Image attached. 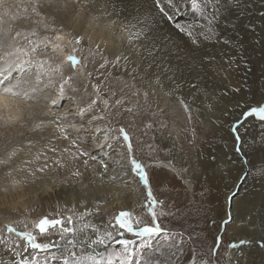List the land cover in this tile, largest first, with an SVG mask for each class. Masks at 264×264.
Instances as JSON below:
<instances>
[{
    "label": "snow or ice",
    "instance_id": "obj_1",
    "mask_svg": "<svg viewBox=\"0 0 264 264\" xmlns=\"http://www.w3.org/2000/svg\"><path fill=\"white\" fill-rule=\"evenodd\" d=\"M4 3L5 0H0V5H4ZM118 3L123 7L118 8L117 2L114 0H104L103 14L111 15L107 11L109 7L113 13H128L131 19L128 20L125 27L129 31V43L134 41L138 43L130 53H121L114 60L104 57L97 69L99 75L103 76V70L109 66L130 73L132 80L139 84L141 89H144L143 96L146 102L149 96H158L161 93L163 96L169 97L176 95L188 119H191L190 102L185 100L184 95L177 94L187 87L189 95L193 99L198 93H203L205 99H208L210 94L201 85L208 80L209 71L213 75H219L221 72H228L233 66H238L236 56L226 52L212 51L207 48V44L212 43L214 47L216 44L233 46L237 43L231 38L222 36L219 28L223 26L224 30H227L228 17L224 14L232 12L233 9H240V0H151L150 4L149 0H118ZM29 4L31 14L38 18L37 26L56 34L54 38L48 35L41 38L36 30L29 33L15 30L8 26L5 17L17 20L20 8H17L16 13H11L10 7H4L3 11H0V50H2V54H0V92L3 93V96H0V105L20 112V105L14 104L8 99L12 97L14 100L32 101L43 111L45 108H60L66 101L67 106L64 111L59 114L48 112L45 115L54 117L48 123L59 129L60 137L58 139L70 140L69 145L62 149L51 147L50 151L53 153V157L49 158L51 163L49 164L45 160L38 168L31 171V177L34 180H43L47 176L52 184L50 192L60 185L66 189H75L76 184H79L83 190H87L91 185L95 190L110 187L117 182L122 186H128L138 179L146 190V199L142 207L150 216L151 223L136 216L131 210L118 212L109 219L107 224L103 222L97 224L90 219L86 220V217L101 214L99 205L106 202L107 195L111 194L104 193L101 199L96 201L97 206L94 209H85L83 212L73 211L72 215L62 218L44 216L34 223L39 235L50 237L58 234V242H39L37 235L28 230L27 224L23 231L8 224L7 232L14 233L25 243L21 251L19 250V240L0 235V245H3L10 253L8 259L0 257V264H55L57 261L60 264H179V259L184 255V233L172 232L161 226L160 217L166 214L162 210L165 202L158 199L153 191V184L162 183V179L154 172L150 176L149 166L135 155L133 137L126 128L123 125L118 129L112 126L113 119L119 122L124 118L123 112L133 116L138 114L136 109L140 111L145 109L137 104L134 107L124 108L123 112L113 111L114 108L122 107L125 101L118 99L110 105L109 99L103 98L106 91L102 83L91 84L94 92L89 94L88 83L91 81L93 73L86 70L87 63L91 62L96 55L103 57L100 44L92 45L91 37L86 38L84 35H73L72 31H64V27L66 25L70 27L73 20H82L85 12L95 7V0H29ZM72 4L79 6L72 8L70 6ZM22 7L23 13L29 14V7ZM153 9L171 25L175 35L181 37L180 43L176 42L173 34L154 27L158 22L154 19ZM185 9L198 14L204 22L199 24L196 22L180 23L181 15ZM91 19L96 20L98 17L93 16ZM57 20L60 22L59 29L55 26ZM112 23H116V21H112ZM248 28L254 31L255 25H249ZM30 37H36V39ZM17 38L26 40L28 47H18ZM85 43L89 44L88 56L77 55L83 50ZM254 43L260 42L255 41ZM68 47H71V51L64 56V51ZM239 47L242 48L243 45L240 44ZM41 48L45 52L50 49L53 55L63 56V59L53 66L50 58L43 60L34 55ZM68 67L71 68V72L65 75V70ZM193 80L197 82H192ZM166 82L169 85L167 89H165ZM103 83H107V80ZM77 85H83V95H77L81 91ZM125 86L127 87V85ZM192 89H195L196 92H191ZM231 91L240 93L241 89L237 87ZM140 94V89L132 92L133 96ZM227 95L228 93L225 91L220 94L219 98L216 96H211V98L216 104H219L221 99ZM86 97L90 100L89 103H84ZM231 100L236 108L242 107L240 100H236L234 97ZM153 103L157 104V110L151 112V115H162L164 109L159 107L157 101H153ZM98 105H102L103 108L98 110ZM207 107L211 110L213 105L208 104ZM224 111L227 114L226 108ZM248 118L258 119L262 125L260 136L250 141L248 147L249 153L256 161L260 162L261 166L258 171L264 177V104L249 107L242 113V119H238L231 127L236 141L235 151L241 156L245 165L250 164V159L241 151L239 128L243 120ZM19 119V115L14 119L10 116L4 122V126L7 128ZM160 124L161 127L167 128L164 121H160ZM44 126L45 122L40 120L32 130L42 129ZM151 127L152 123L146 124V128ZM114 132H118L119 135H113ZM28 144L31 146L32 141L29 140ZM87 145H91L92 150H86L85 146ZM16 154L15 149L10 153L11 156ZM113 154L117 158L113 161L110 171L109 164L104 162L102 157H111ZM36 160L39 161L40 156H37ZM212 161L215 162L216 158L212 157ZM90 162H96L99 164V168ZM25 163L31 165L32 161L29 160ZM169 166H171V162ZM252 167L255 168L256 164L253 163ZM60 169H66L75 179L65 178L60 181V185H57L52 177L57 176ZM180 171L190 173L192 177L199 179L196 175L198 171L196 166L191 169L182 168ZM37 172L40 173V176H37ZM205 173H207V167L201 175ZM247 175L246 172L245 177ZM85 177L88 179V184L83 182ZM206 178L211 180L214 177L209 175ZM17 183V181H13L14 185ZM185 183L190 184L191 180L185 181ZM238 188L239 186L236 191L231 192L229 200L238 194ZM7 191L8 189L5 188V192ZM201 195L203 196V193ZM80 199L85 202V197H80ZM72 207L75 209L76 205ZM231 223L232 216L229 212L227 218L221 221V227L225 228ZM249 224L252 226L253 232L259 229L264 233V214H261L260 225H256L254 220H250ZM161 237L163 240L153 247V240L160 241ZM192 239V236L186 238L190 245L189 251L192 252L188 264H220L216 257L222 245V234L215 236V245L209 249L212 259L201 258L197 261L195 248L191 246ZM117 245L120 246L119 250H113ZM242 245L249 248L256 247L264 251V234L253 239L234 241L229 247L239 250Z\"/></svg>",
    "mask_w": 264,
    "mask_h": 264
},
{
    "label": "rangeland",
    "instance_id": "obj_2",
    "mask_svg": "<svg viewBox=\"0 0 264 264\" xmlns=\"http://www.w3.org/2000/svg\"><path fill=\"white\" fill-rule=\"evenodd\" d=\"M149 3H151V0H149ZM240 3V9H233L232 12L224 14L228 17L227 30L225 31L223 26H220L219 28L222 36L231 38L237 43L233 46H223L222 44H216L217 48L220 49L219 52H226L229 55L236 56L238 66H233V68L228 72H221L219 75H213L211 71H209L208 73V76L211 75L210 77L215 78V80L217 81L216 84L218 90L217 94L214 96L219 98L220 94L225 91H227L228 95L227 97L221 99L219 104H216L212 98L203 99L204 106H207L208 104L217 105V114H214L216 116V120H218L217 125H205V121L199 116L197 110L198 108L191 103V101L188 99V96L185 93L178 94L184 95L185 100H188L190 102L191 114L199 120H202H200L202 125V132L199 133L198 138H196L197 140H195L194 142V145L189 148H187V146H183L185 147L184 152L193 151L195 148H198L199 151L201 150L200 153L202 155L200 157H193L190 160L191 163H184L186 166L190 164L191 168L193 166H196L198 168L196 175L199 177V179L192 177L191 174L190 176H183L182 173L176 172V179H179V181H176V185L175 183H172L170 186L171 188L163 189L166 193H171L172 191L177 190H179V193H182L181 190L185 189L186 196L184 197L182 202H187L185 203V205L178 207L174 201L168 200V198H166L167 195L165 197H160L159 194L156 196L158 199L164 200L165 202L162 210L166 214L160 217L161 226L172 232L184 233V255L182 258L179 259V264H188V261L191 259L192 256V252L189 251L190 245L186 240L188 236L193 237L191 241V246L195 248V255L197 261H199L201 258H213L209 249L210 247L215 245L214 238L218 234H222L223 236L222 245L216 257V259L220 261V264H229V260L231 259H234V262H230L231 264H261L262 261H264V251H261L256 247L249 248L246 245H242L239 250H234L229 247V245L234 241L238 242L240 239H253L254 237H258L261 234H264L259 229L253 232L252 226L249 224L250 220H254L256 225H260L261 214L264 213V177H262L258 171L261 165L260 162L256 161L253 156L248 152V142L260 136L262 131V125L258 119L256 120V118H248L249 120L246 119L247 121L243 120V123L239 128V131L241 133V151H244L243 153L249 156L250 159V164L246 166L243 163L241 156L235 151L236 143L233 142L234 136L231 132L232 125L238 119H242L243 112L247 111L249 107H255L260 104H264V15H262L264 14V0H240ZM22 6L29 7V15H25L23 13ZM4 7H10L11 13H16L17 8H20L19 13H17V15L19 16L18 19L21 18V20H19V23L26 22L27 18L29 19H27L28 22H31L32 19H38L34 14H31L29 0H5L4 5H0V11H3ZM196 15L199 16L198 14ZM159 18L160 20H164L160 15ZM200 18L203 19L202 17ZM158 24L159 23H157L156 26L164 32L163 23L159 25ZM249 25H255L254 31L249 30ZM31 39H36V37ZM174 39L181 42V38L175 37ZM21 41L22 40L19 41L18 47H24L22 45L23 42ZM255 41H259L260 43H254ZM25 43H27L26 40ZM240 44L243 45L242 48L239 47ZM253 46L255 47L254 51ZM88 47L89 44L85 43L83 45V50L81 52H78L77 55L85 57L88 56ZM48 52H51V50L49 49ZM48 52H45L44 49L41 48L34 55L39 57L40 59H43V57H46V55H48ZM108 53H110V51H108ZM104 57L111 60L110 56H107L106 54H103V57L101 55H96L93 59L94 63L96 62L99 66V64L103 62ZM62 59V56L57 55V60L55 63H52V65L54 66L56 63H59ZM217 59H220L219 56L217 57ZM221 64H223V61H221ZM224 67L227 66L224 65ZM70 72L71 68L68 67L65 70V75L70 74ZM103 72V76L99 75L98 71L97 73L94 72L91 81L88 83V93L92 94L94 92L93 88L91 87V84L102 83L106 91V95L103 98L109 99L110 105L114 104V101L118 99H123L125 101V104L122 107L114 108L113 111L119 110L123 112L124 108L134 107L137 104H140L142 108L145 109L144 111L136 109V112L138 114L133 116H130L127 112H123L124 118L121 119L119 122L113 119L112 126L118 129L121 125H123L133 138H135L137 132H142L141 137L138 138V141L140 143L138 142V146H136L135 151L141 149L140 151H142L144 154L143 157L141 156L140 159L143 162H145V160H147L148 162H152L156 157H158L157 154L159 149L156 148V153L154 150H152L151 147L147 146L148 143L146 141L147 139H150V141L155 140V147H161L156 137L159 133H157L156 131L160 130L164 134H166L165 136L163 134L165 138L172 137L179 140L178 134L170 130V128L172 130H176V127L171 126L165 129L160 128V121H163L164 115L171 113L170 111L172 110L160 106V108L164 109L163 114L152 116L151 112L157 110L156 103L152 102L151 97H149L146 102L143 96V92H141L139 98L132 95V92L136 91L137 88L134 85V81L132 80L130 73H126L121 69H115L111 66L103 70ZM232 76H235L236 80H233ZM105 80H107V83H103ZM237 80L239 82H236ZM192 82L197 81L193 80ZM204 84L205 82L202 84V86H204ZM125 85H127V87ZM166 85L169 87L167 82ZM77 87L81 89V91L78 92L77 95H83V85H77ZM237 87L241 89L240 93H233L231 89ZM112 93H115V95H112ZM69 94L71 95V93ZM233 97L236 100L241 101L242 107H235L234 102H232L231 100V98ZM175 101L177 103V106L175 105V109L184 111L182 105L179 102V99L176 98ZM253 101L255 102L253 103ZM89 102L90 100L86 97L84 103ZM64 103L66 104L67 102L65 101ZM65 104H63L60 108L51 107V111H64L63 106H65ZM149 105H151V108H149ZM102 108V105H98V110ZM225 108L228 110V114H225V111L223 110ZM225 116H227V118H225ZM46 119L48 120L49 116ZM227 121H231L229 132H226L225 129L221 131V126H223ZM148 122L152 123L151 128H146V124H148ZM249 124L252 125L250 126ZM218 125L220 126V128ZM216 126H218L217 129L215 128ZM43 129L45 128L40 129L38 133H43ZM113 135H119V133L114 132ZM44 136H46L49 140L50 146H45L44 151H42V153H40L39 155L41 156L42 163L47 160V162L50 164L51 159L49 158L53 157V153L50 151V148L57 147L58 150L62 149L69 145L70 140H63L62 138L58 139V137H60L59 130L45 129ZM38 140L39 138H36V140L32 141V143H37L36 141ZM181 144L183 145V143ZM150 145H153V143H150ZM85 147L86 149H88V146ZM44 153H46V155H44ZM164 154L165 156H167L169 154L168 150L164 149ZM233 155L236 156L234 157ZM212 157L216 158L215 162L212 161ZM224 157H226L227 160H232L234 158L232 161H236L237 163H230L225 160ZM9 158L10 157H7L6 159H4V161H8ZM161 159L165 162L164 158ZM170 162V167L176 169L172 161L167 160L165 163L169 164ZM253 163L256 164L255 168L252 167ZM242 165L245 166V169L241 168ZM69 167L71 168L72 165L70 164ZM206 167L207 173L201 175V173H204V169ZM213 169H215V172H213ZM249 169H251V171H249ZM246 172L248 173V175L245 177ZM209 175L213 176L214 178L211 180L207 179L206 176ZM54 178L57 181L65 178L75 179L70 175V173L66 169L58 170V175ZM189 180H191V183L186 184L185 181ZM40 181H46L48 183L50 182L48 177L46 176L43 180L38 179L32 184L38 186L40 184ZM178 182L179 184H177ZM236 186L240 187V198L236 202V204H233L232 206L230 205L231 201H229L227 194L231 189L235 188ZM201 193H203V196L201 195ZM191 202L193 204L189 206ZM175 208L181 209L176 210ZM229 212L231 213L233 219L237 218L238 220H240L241 223L243 222L242 224L240 223L236 225V227L238 228L228 230L227 226L225 228L221 227V221L226 219V215H228ZM13 213L8 214L9 216L6 215L5 217L0 218V235L12 238L15 234H10L7 232V225L11 224L13 227H16V225L22 223V221L27 218L26 216L33 215H27L25 213L16 212ZM66 215V212H64L59 206H57L55 208L52 207V209L46 214L42 215V217L48 216L49 218H62ZM33 220L35 219H32V223H36L39 221ZM212 221H215V223H212ZM34 234L37 235L39 242H56L57 240H59L58 234H54L50 237L41 236L39 235L38 230H34ZM17 239L20 242H23V240L18 237L13 240ZM177 239L180 238L177 237ZM162 240L163 237L160 238V241L153 240V247H155L157 243L161 242ZM2 247L3 245H0V248ZM119 248L120 246L117 245L116 248L113 250H119Z\"/></svg>",
    "mask_w": 264,
    "mask_h": 264
},
{
    "label": "bare ground",
    "instance_id": "obj_3",
    "mask_svg": "<svg viewBox=\"0 0 264 264\" xmlns=\"http://www.w3.org/2000/svg\"><path fill=\"white\" fill-rule=\"evenodd\" d=\"M114 2H117L118 8L123 7V5H119L118 0H114ZM103 4H104V0H95V7L87 10L82 20L79 21L73 20L70 27L66 25L64 27V31L65 32L72 31L73 35H84L86 38L91 37V44L95 45L96 43H99L103 54L110 56V59L114 60L115 57L117 55H120L121 53H125V52L130 53L132 49H134L137 46L138 42L134 41L131 44L129 43V31L125 27V25H127L128 20L131 19V16H129L128 13H124V12L113 13L111 7L107 9V11L111 13V15L105 16L103 14L104 12ZM70 6L72 8H76L79 5L72 4ZM153 11L155 13L154 19L159 24L163 23L164 32L173 34V38L175 37L181 38L179 35H175L174 30L171 28V25H169L165 20H160L159 14L155 12V9H153ZM74 15L75 13L73 12V16ZM93 16L98 17V19L92 20L91 17ZM27 19L26 22L19 23V20H21V18L17 20H11L9 19V17L7 16L5 17L8 26L14 28L15 30H19L24 33H29L32 30H36L39 33L40 37H43L44 35H48L54 38L56 33L52 31H45L39 28L36 24L37 19H34L35 22L33 19L31 20V22H28ZM159 20L162 22H160ZM112 21H116V23H112ZM189 22H196L197 24H199V23H203L204 21L203 19L200 18V16H197L191 10L185 9V11L181 15L180 23L185 24ZM49 23H52V21H49ZM59 23L60 22L58 20L55 22V26L57 29H59ZM133 23H135V21H133ZM156 25L157 24H155L154 27H157ZM20 40H22L21 42H23L22 45L25 48H27L28 44L25 43V40L23 38H17V46L19 45ZM176 42L180 43V41L177 40ZM207 48L215 52H219L220 50L219 48H217V45L213 47L212 43H208ZM70 51H71V47L66 48L64 51V56H66ZM108 51H110V53H108ZM0 54H2V50H0ZM49 58L51 59L52 63H55L57 60V55H53L51 52H48V55H46V57H43L44 60H47ZM97 69H98V64L96 62L94 63V60L87 63V69H86L87 71L92 72L94 74V72L97 73ZM210 76H208V80L205 81L204 86L201 85V87H205L207 89V92L210 94V98H211V96L217 94L218 88L216 84L217 81L215 80V78H212ZM232 78L233 80H236L235 76H232ZM13 82H15V80ZM236 82L239 81L237 80ZM134 85L136 86L137 89H140V92L144 91V89H141L140 85L135 83V81H134ZM167 88L168 86L165 84V89ZM191 92L195 93L196 90L192 89ZM181 93H185L188 96V99L191 101V103L198 108L197 110L199 116L201 117V119L205 121V125H209V124L217 125L218 120H216V116L214 115L217 114V110H216L217 105H213V108L210 110L207 106L203 105V99H205L204 94L198 93L195 95V98L193 99V97L189 95V89L187 87H185L178 94ZM0 96H3L2 92H0ZM136 97L139 98L140 95ZM149 97L152 98V102L157 101L159 107L161 106L172 110V111L169 110L171 113L164 115L163 121L167 124V127H171V126L176 127V130H172L171 128L170 130L178 134L179 140L172 137L165 138L164 136L166 134H164L160 130L156 131L157 133H159L156 136L158 140L157 139L156 140L159 141L161 147H155L154 145L155 140L150 141V139H147L146 142L148 143L147 145L148 147L150 143H153V145H151V148L155 152H156V148L159 149L157 154L158 157H156L152 162H148L147 160H145L144 163L149 166L150 176L154 172L157 173L162 179V183L153 184L154 195L157 196L159 194L160 197L163 196L165 197L167 195L168 197L166 196V198H168V200L174 201L178 207L183 206L187 202V201L182 202V200L186 196L185 189L181 190L182 193H179V190L172 191L171 193H166L164 192L163 189L171 188L170 186L172 183H175L176 185V181H179V179H176V175H177L176 172L182 173L183 176H190V173H184L181 172L180 170L182 168L191 169L190 164L186 166L184 163H189L191 158L200 157L202 155L200 153L201 150L199 151L198 148H195L193 151L184 152L186 146L187 148H189L194 145V142L195 140H197L196 138H198L199 133L202 132V125H201L202 120L200 119L201 120L200 121L192 114H191V119H188L185 111L175 109V105L177 106V103L175 101V99L177 98L176 95L169 97V96H163L161 93L158 96H149ZM8 99L12 103L20 105L21 111L17 112L15 109L6 108L3 105H0V218H3L6 215L11 214L13 212L25 213L27 215L33 214L31 216H26L27 218H25L22 221V223L16 225L15 228H17V230L19 231H23L25 230V224H27L28 230H31L34 233V230L36 229L34 227V223L31 222L32 219L38 221L42 217V215L50 211L52 207L55 208L59 206L61 210L66 212L67 214L66 216H68V215H72L73 211L83 212L85 209H94L97 206L96 201L98 199H101L102 194L111 193L110 195H107L106 202H103L99 205L101 208V214L94 215L92 217H86L85 218L86 220L90 219L92 222L97 224H100L102 222L104 224H107L109 219L111 217H114L116 214H118V212L124 210H131L134 212L136 216L141 217L142 219L150 223L151 218L147 215L146 210L143 209L142 207L143 202L146 199V190L143 187V185L139 183L138 179L131 182L128 186H122L119 184V182H117V184H113L110 187L97 188L95 190L92 189L91 185H89V188L87 190H83L81 189L79 184H76L75 189L72 188L66 189L63 185H60V181L63 179L57 181L54 177H52V179H54L56 181V184L60 186L51 192L49 191V189L52 188L51 182L48 183L46 181H42V182L40 181V184L38 186L32 184L38 179L34 180L31 177L30 173L31 171H33L35 168H38L42 164L41 162L42 159L39 154L42 153V151H44L45 146H50L49 140L47 139L46 136H44L45 129L59 130L54 125L48 123L50 120L54 119V117L52 115H45V113L54 112L55 114H59L62 111H56V110L51 111L52 108L50 109L45 108L43 109V111H41L35 104H33L32 101L14 100L12 97H9ZM254 102L255 101H253V103ZM66 106L67 103L63 107L65 108ZM227 114H228V110H227ZM17 115L20 116V119L17 120L15 123H12L11 126L6 128L4 126V122L7 121L10 116L14 119ZM48 116L49 119L47 120L46 118ZM225 118H227V116H225ZM40 120H43L45 122V126L43 127L45 129H43L44 131L41 130L43 131V133L41 134L38 133L40 129H37L35 131L32 130L34 128V125L38 124ZM230 124L231 121H227L223 126H221L222 127L221 131L225 129L226 132H229ZM218 126H216L215 128L217 129ZM160 128L165 129L164 127H160ZM81 135H83V133H81ZM141 135L142 132H137L135 138H133L135 149L136 146H138V142H139L138 138L141 137ZM36 138L37 139L39 138V140L36 141L37 143L34 142L30 146L28 144V141L29 140L34 141L36 140ZM233 142L236 143L234 137H233ZM181 143H183V145ZM87 146L88 149L86 150H92L91 145H87ZM13 149H15L17 152L15 156L10 155ZM164 149L168 150L169 154L167 156H165L164 154ZM140 150L135 151V155L138 158H141V156L143 157L144 154ZM37 156H40L39 161L36 160ZM7 157L10 158L7 162H5L4 159H6ZM102 158L104 159V162L109 164V169L111 171L113 167V161L117 158L115 154H113L111 157H102ZM161 158H164L165 162L167 160L172 161L176 169L171 168L169 164L165 163ZM224 158L225 160H227L226 157ZM29 160L32 161L31 165H27L25 163L26 161ZM232 160H227V161L233 164L237 163L236 161H232ZM90 163L94 164L97 168H99V164H97L96 162H90ZM245 166L242 165L241 168L245 169ZM37 176H40V173L37 172ZM69 180H74V179L71 178ZM13 181H17L18 183L14 185ZM83 182L85 184H88V179L85 177ZM177 184H179V182ZM5 188L8 189L7 192H5ZM236 190H237V186L231 189L228 192L227 196L229 197L231 192ZM239 191H240V187L238 188V194L234 198L229 200L231 201L230 205L232 206L233 204L235 205L236 202L239 200L240 198ZM177 193H179V195H177ZM80 197H85V202H82ZM192 204L193 203L191 202L189 206H191ZM73 205H76L75 209H73L72 207ZM175 209L180 210L181 208H175ZM240 223H241L240 220H238L237 218L235 219L232 218V223L227 226V229L232 230L238 228L236 227V225ZM12 238L16 239V236L14 235ZM58 241L59 240H57L56 242ZM24 243H25L24 241L19 242V250L21 251L23 250ZM9 256L10 253L7 252L4 246L0 248V257H3L4 259H8ZM233 260L234 259H231L229 261L234 262ZM230 262L229 264H231ZM55 264H60V262L57 261L55 262Z\"/></svg>",
    "mask_w": 264,
    "mask_h": 264
}]
</instances>
